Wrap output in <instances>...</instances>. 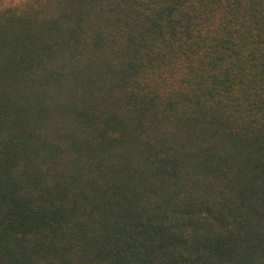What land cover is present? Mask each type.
Segmentation results:
<instances>
[{
    "label": "trees",
    "instance_id": "1",
    "mask_svg": "<svg viewBox=\"0 0 264 264\" xmlns=\"http://www.w3.org/2000/svg\"><path fill=\"white\" fill-rule=\"evenodd\" d=\"M0 264H264V0H0Z\"/></svg>",
    "mask_w": 264,
    "mask_h": 264
}]
</instances>
